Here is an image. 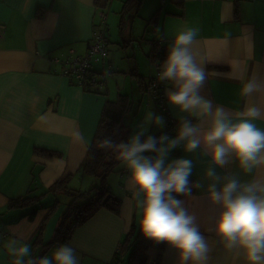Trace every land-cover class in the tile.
I'll list each match as a JSON object with an SVG mask.
<instances>
[{
  "label": "crops",
  "instance_id": "1",
  "mask_svg": "<svg viewBox=\"0 0 264 264\" xmlns=\"http://www.w3.org/2000/svg\"><path fill=\"white\" fill-rule=\"evenodd\" d=\"M126 1L113 0L100 8L97 0H0V264H13L4 247L12 238L27 243L34 255L39 249V256L55 250L42 247L54 237L67 204L61 200L66 194L48 192L54 183L70 176L69 187L80 191L99 183L95 176L82 173L81 167L102 111L108 101H113L115 90L104 82L97 93L100 96L94 95L61 76V66L52 59L64 58L71 50L86 54L96 34V23L102 26L100 13L105 14L106 24L111 18L108 12L113 9L121 25ZM145 3L143 0L133 5L123 15L121 28L134 31L131 25L138 17L145 20L142 14L136 15ZM157 10L161 12L160 20L152 25L150 40L161 41L165 33L174 34L184 25L198 27L196 50L207 71L205 92L217 104L239 111L240 80L253 73L264 76V0H156L152 17ZM225 33L230 34L227 44L223 42ZM99 66L104 64L95 63L94 69ZM118 94L125 93L119 90ZM134 102L125 121L130 133L151 110L148 106L142 116H136V111H142L143 101ZM153 102L160 109L159 103ZM162 110L158 113L163 112L166 131L172 134L177 120L165 99ZM258 125L264 128V121ZM180 154L179 149L173 153ZM184 155L194 162L191 179L205 186L183 199L212 248L209 264H243L237 254L223 248L215 235L219 208L207 199L209 181L203 179L207 157H202L200 150ZM106 179L110 191L122 200L120 212L103 208L75 230L67 244L76 249L80 264H115L119 246L129 237L133 240L139 229L135 201L126 187L127 169L119 162ZM27 195H41L40 204L8 209L11 199ZM56 204L60 206L52 213ZM35 210L36 216L30 219ZM157 256L156 250H150L149 262L157 261ZM128 258L125 256L118 264H128ZM158 258V264H178L175 253L166 248Z\"/></svg>",
  "mask_w": 264,
  "mask_h": 264
},
{
  "label": "clouds",
  "instance_id": "2",
  "mask_svg": "<svg viewBox=\"0 0 264 264\" xmlns=\"http://www.w3.org/2000/svg\"><path fill=\"white\" fill-rule=\"evenodd\" d=\"M199 34L198 27L184 25L161 37L167 54L157 76L166 85L165 100L177 120L173 133L166 131L162 113L148 110L126 140L105 137L100 146L114 152L127 169L126 187L141 235L174 252L178 264H209L211 259L207 236L182 199L193 187H205L200 180L193 183L194 162L184 155L200 150L207 157V199L219 208L216 237L243 264H264V128L258 125L264 121V76L253 73L240 80L239 111L217 104L205 92L207 71L196 50ZM229 35L225 33V44ZM178 149L181 154L173 155ZM4 247L13 264H80L69 244L39 257L15 238Z\"/></svg>",
  "mask_w": 264,
  "mask_h": 264
},
{
  "label": "trees",
  "instance_id": "3",
  "mask_svg": "<svg viewBox=\"0 0 264 264\" xmlns=\"http://www.w3.org/2000/svg\"><path fill=\"white\" fill-rule=\"evenodd\" d=\"M112 1L113 0H97L96 4L100 8H105ZM142 1L143 0H127L124 3V9L121 14V26H123L124 22L123 15H126L133 5H139L142 3ZM160 14V10H157L154 16L149 20V25H156L160 20ZM99 41L101 46L107 50V54L96 62L103 61L108 57L109 54V43L107 42V37L104 36V38L99 39ZM166 54L167 46H165L160 40L158 41L154 39L151 41L148 57L154 63V65H160ZM96 62H93L91 69L85 75L86 79L82 85L84 90L99 92L101 86L105 82L98 76L100 73L96 72L97 69H94V64ZM102 63L105 65V62ZM158 70L159 67L156 68V78ZM131 75L140 79L139 86L141 89L143 87V89L147 92L146 80L144 83L143 79L139 76V72L134 69L131 71ZM152 78L156 79L154 77ZM163 91L164 89L161 86L159 88H155V92L157 93L154 97L155 101L159 102L160 109H163V106H160L161 98L164 97ZM134 103V99L131 96L120 94L116 101H108L102 111L101 119L99 121L94 140L89 147L86 158L81 167L82 173L95 176L99 180V183L86 191L75 190L69 187V182L71 179L69 176L65 179L57 181L48 189V192L53 194H66L71 199V203L69 208L61 214L60 223L54 232V238L51 242L43 246L44 250L49 249L50 247L56 248L59 245L67 244L72 238L75 230L85 224L103 208L109 209L115 214H119L122 200L110 191L106 182V178L116 169V166L120 161L117 159V156L114 152L105 151L100 146V142L105 137H112V139L116 142L127 139L128 135L130 134V129L126 126L125 121L126 117L131 114ZM168 118L170 125H172L169 116ZM158 134L159 133H157V135ZM44 152L48 156L52 155V152ZM192 181L193 183L196 182V180L193 179ZM196 191L197 188L193 187L192 194L196 193ZM41 199V195H27L26 197L14 198L9 201L8 209L15 210L22 207L39 205ZM59 206L60 204H56L52 208V213H55ZM36 214L37 210L33 211L30 215V219H33ZM132 233H135V228H133ZM164 249V246L157 247L153 245L151 241L145 240L138 229L133 240L129 237L123 244H121V248L116 256L115 262H120L125 256L129 255L128 264H148L149 251L156 250L158 252L156 264H158V257Z\"/></svg>",
  "mask_w": 264,
  "mask_h": 264
},
{
  "label": "rangeland",
  "instance_id": "4",
  "mask_svg": "<svg viewBox=\"0 0 264 264\" xmlns=\"http://www.w3.org/2000/svg\"><path fill=\"white\" fill-rule=\"evenodd\" d=\"M155 2L156 0H146L145 5L140 12H136V15L142 14L145 20H140L139 18H141V16H139L134 25L128 24L134 27V31H131L130 27L126 30L121 28V19L119 15L115 18V12L111 9L107 15H111V18H108L106 24H103V21L102 26L99 21L96 23V34L92 40L95 41L100 33H103L104 36L107 37L109 54L103 61L96 62L94 60L99 64L105 62V65L103 67L99 66V69H97L96 72L100 73L98 76L115 90V95L113 96L114 99H112L113 101H116L119 97V90L122 93L129 94L137 102L143 101L142 111L139 114V110L136 111V116H142L148 106L151 107V110L156 112L163 111L162 109H157L155 102H153L155 101L154 96L157 93L152 86L155 80L152 77L156 78V67L148 57L151 43L150 39H152L154 34L152 31V25L148 24L149 19L153 15L152 10L154 9ZM134 69L138 70L140 74L139 76L143 79L144 83L146 80L148 93L141 90V87L139 86L140 79L131 75V71ZM89 92L94 93V95H98L97 93H99L96 91ZM50 196L53 197V195ZM61 196L62 204L65 205L67 203L63 211L65 212L69 208L71 199L67 195ZM53 238L50 241H52ZM52 252L53 251H50L47 255L50 256ZM40 253L41 249H39L37 255L32 253L31 255L38 257ZM122 261H124V259ZM114 263L118 264L119 262L114 261Z\"/></svg>",
  "mask_w": 264,
  "mask_h": 264
},
{
  "label": "built area",
  "instance_id": "5",
  "mask_svg": "<svg viewBox=\"0 0 264 264\" xmlns=\"http://www.w3.org/2000/svg\"><path fill=\"white\" fill-rule=\"evenodd\" d=\"M100 17L102 18L103 24H105L106 16L104 13H100ZM1 34V31H0ZM104 38V34L100 33V35L96 38L95 41L91 42L88 46L87 53L84 55L75 54L72 50L69 55L64 58H53V62L57 65L61 66L60 75L63 77L69 78L72 82L77 85L82 86L86 77V73L91 69L92 64L95 61L102 59L107 54V50L101 46L99 39ZM159 67V66H158ZM154 88H159L160 86L164 89L165 84L159 82L158 76L154 80L152 85ZM165 97L161 98L160 106H163ZM121 248V245L118 248V252ZM156 259H152L148 264H156Z\"/></svg>",
  "mask_w": 264,
  "mask_h": 264
}]
</instances>
